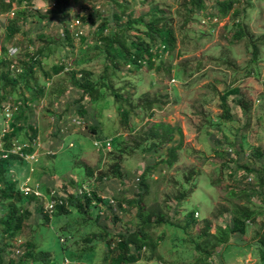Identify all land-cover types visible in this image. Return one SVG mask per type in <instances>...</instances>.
Instances as JSON below:
<instances>
[{
    "label": "rangeland",
    "instance_id": "obj_1",
    "mask_svg": "<svg viewBox=\"0 0 264 264\" xmlns=\"http://www.w3.org/2000/svg\"><path fill=\"white\" fill-rule=\"evenodd\" d=\"M10 1L11 9L0 11V59L11 61L17 72L20 59L49 41L54 54L43 60L44 69L49 71L58 59L70 63L49 78L36 71L44 95L37 104L28 105L26 112L36 127L34 149L24 156L28 165L16 162L10 179L19 182V189L37 183L43 195L55 189L65 198L82 186L114 203L89 209L87 215L70 209L62 217L44 212L45 198L36 197L38 201L25 204L29 217L3 252L2 263L18 260L25 250L22 245L32 242L36 248L49 250L56 264H116L117 251L106 247L103 237L114 247L119 233L139 225L140 212L152 219L164 218L149 228L156 246L154 250L141 248L139 260L123 264H259V248L254 243L264 229V0H236L224 17L217 13V0H204L200 10L192 0H129L123 11L112 0H59L60 4L57 0L55 5L49 0L48 12L36 7L39 0H31L30 7ZM17 7L28 8L32 17L10 35L9 19ZM153 9L156 14L162 11L174 46L156 43L149 49L157 54L151 56L150 65L143 60L140 68L114 80V86H124L121 91H128L136 105L146 103L125 119L107 90L93 102L71 85L69 74L83 64L92 79H98L104 62L99 26H105V35L119 23L114 12L122 13L121 21L142 17L146 22ZM207 13L217 16L207 19ZM64 25L72 33L83 32L84 40L74 36L72 46L63 42ZM128 32L134 38L135 30ZM10 47L19 52L11 54ZM19 92H13V97ZM74 100L86 110L79 124L71 122L77 115ZM223 101L230 119L222 117ZM0 114L5 117H0L1 134L11 130L12 117L1 109ZM160 122L179 127L181 135L173 130L172 139L162 146L139 148L145 132ZM25 130L10 151L22 146ZM105 137L109 146L93 144ZM170 147L175 154L171 165ZM118 148L123 152L116 160ZM96 173L102 174L101 180L95 178ZM141 180L146 190L137 202ZM240 206L254 214L253 220L244 221L243 233L229 235L228 243L235 246L224 251L223 245L212 246L217 227L230 224L232 212ZM191 212L193 219L188 215ZM90 245L92 254L86 256Z\"/></svg>",
    "mask_w": 264,
    "mask_h": 264
},
{
    "label": "trees",
    "instance_id": "obj_2",
    "mask_svg": "<svg viewBox=\"0 0 264 264\" xmlns=\"http://www.w3.org/2000/svg\"><path fill=\"white\" fill-rule=\"evenodd\" d=\"M26 1L28 5H31V0ZM52 1L54 2V5L57 3V0ZM143 1L145 2L147 0ZM235 1L236 0H217L215 7L218 8V15L220 17L226 16L229 10L232 9ZM112 2L123 11V8H125V5L128 4L129 0H122L123 3H120L117 0H112ZM21 3L22 0H18V4L20 5ZM60 3L61 2L58 0L57 4ZM192 3L193 6L196 7V10L204 8V0H192ZM11 5L12 3L10 0H0V11H9ZM193 10L194 9H191L190 11L193 12ZM29 11L30 10L26 7H17L14 16L9 19L10 25L8 28L10 35L17 33L22 26L21 23L26 24L28 22V17H32V14ZM61 13L64 14V7L61 8ZM161 13L162 11L156 14V10L153 9L149 14V19L144 22L142 17L132 20L126 17L125 20L121 21L120 15L122 13L117 14V12H114L115 19L119 21V23H116V29L112 28L107 34L103 35L102 31L105 26H99V42L104 52L103 69L99 78L96 80L92 79L90 69L88 67H83V64H81L79 65L78 70L72 69L70 71L69 81L71 85L78 90H82L93 102L97 101L99 95H105L107 90L109 95L112 96L117 103V108L125 119H127L129 113L134 108H144L146 103L136 105L130 98L128 91L125 93L121 91L124 89V86H114V80L119 78L124 79V76L127 75L129 70H137L140 68L143 60L147 62V65H150L151 56L157 54L156 50L149 49L152 48V46H155L156 43L161 42L164 46L167 45L169 48L174 46L175 38L173 32L171 27L167 26V22ZM207 14L209 16L213 15L210 13ZM232 14L234 16L237 15L235 11H232ZM213 16L216 17L217 15ZM79 18L83 21V16H80ZM70 20L71 18L68 19L69 23ZM82 21L81 24L83 26ZM133 29L135 32L139 31L140 33H143L147 39L140 37V35L135 32L133 34L134 38H130L128 31ZM242 30L243 28L238 31V33L242 34ZM62 31V37L64 38L61 39L70 46H72L74 36H78V38L84 40V33L81 31L75 30L72 33L66 25L63 26ZM38 36L41 38L45 37L42 33H39ZM58 44L59 43H57V45ZM3 51H6V49ZM53 54L54 52L53 49H51L50 42L46 41V43L29 53L24 59H20L19 64H17L19 67V71L17 72L15 71L17 67L14 64V67H11V61L4 57H1L0 59V105L7 101L13 108L12 113L16 110V113L14 112L15 114H13L12 121L10 122L11 130L6 132L1 138L3 148L5 150L12 148L13 143L20 138V132L23 131L24 128L26 129V134L24 135L25 139L20 140L22 143L21 153L5 152L6 156L2 157L0 155V264H3V252L6 249H9V245L13 244V238L19 234L23 223L29 217L30 210L25 204L31 201H38L33 195H23L18 186L19 182H17L15 178H13V180L10 179L9 176L10 171H15L14 165L17 164L16 162L19 161L28 165L29 162L24 156L25 154H30L34 149L32 141L37 136L36 127L35 124L30 121L31 119L26 117V112L29 109L28 105L37 104L40 98L44 95V86L37 82L36 71L39 69L44 77L49 78L62 72L66 66L64 64H69L70 67V63L65 62L63 64L62 59H58L51 65L49 71L44 69V66L42 65L43 60L47 56ZM124 82L126 84L125 80ZM15 91H20L18 94L19 96H16V98L12 95ZM25 92L27 95H25ZM61 92H63V89H61ZM74 102L76 104L75 113L77 114L74 115V117L82 119V115L86 113V110L83 104H80L78 101L76 102V100H74ZM222 106V117L230 119V111L225 101H223ZM154 127L155 128L145 132L146 136L141 139L139 148L143 150H151L155 149L157 145L162 146L164 142L172 139L173 130H176V133L181 135L179 127L175 128L163 122L155 123ZM158 128H160V130H158ZM89 129L92 132L97 131L95 127H89ZM97 135L101 136L99 132ZM105 138H102V140ZM96 139L100 140L98 138ZM146 144H148V146ZM117 150L118 156L116 157V160L120 159V155L123 152L120 148ZM168 156L170 157L168 163L171 165L175 161L174 147H170ZM85 169L87 170V168ZM16 173L19 174V170H17ZM26 177L27 175H24L23 178ZM95 178L101 180L102 174L96 173ZM260 179L262 181V178ZM145 190L146 184L141 180L139 187H137L138 200L135 199L137 202H140ZM56 193L59 194L57 191ZM59 199H61V197H59ZM92 200H96L97 203H102L103 205L108 204L106 199H102L94 191L89 192V194L85 192L80 195L78 193H71L69 198L63 197L61 203L55 204L52 213L54 216L60 214L63 217L65 214L70 213V209H73L78 214L87 215L89 209L98 207L97 205L92 204ZM44 212L46 211L44 210ZM138 214L140 218L139 225L132 231L119 233L114 247H111L110 239H108V237H103L105 239L106 247L111 249L114 248L117 251L114 259L116 264L130 263L139 260L141 258V255L139 254L141 248L145 247L150 250L155 249L156 241L153 240L149 228L153 224L163 222L164 218L161 215H157L156 218L152 219L151 215L148 213L142 214L139 212ZM253 214L254 211L246 209L244 206H240L237 210H234L231 216V223L225 227L218 226L216 232L213 233L215 240L212 246L216 247L223 245V251L230 247H234L235 245L233 243H228L229 235L235 232L240 234L243 233L245 227L244 221L246 219L253 220ZM43 215L46 220H48V216L45 213H43ZM188 215L193 219V212ZM96 216H99V213H97ZM94 236L96 235L93 234V237ZM88 241H91V238ZM22 246L25 250L22 255L19 256V259L14 261V259L9 258L8 264H56V260L49 250L39 246L36 248L35 244L32 242H27ZM60 246L63 248L61 243ZM254 246L259 248V250H257L259 257L258 263L264 264V229L260 232L258 242L254 243ZM14 249L15 248H13V250ZM86 250L89 251L86 256L91 255L93 246L90 245L89 247H86ZM15 251L20 253L19 249H16Z\"/></svg>",
    "mask_w": 264,
    "mask_h": 264
},
{
    "label": "built area",
    "instance_id": "obj_3",
    "mask_svg": "<svg viewBox=\"0 0 264 264\" xmlns=\"http://www.w3.org/2000/svg\"><path fill=\"white\" fill-rule=\"evenodd\" d=\"M18 1V0H17ZM22 4H24L25 6H28V7H30V5H28L27 4V1L26 0H22ZM52 4L54 5V2L52 1ZM11 9V8H10ZM11 13H13V12H11ZM207 19L208 18H210V16L208 15L207 17H206ZM214 19H215V17H214ZM164 47V46H163ZM10 49H11V47L9 48V52H10ZM11 65V67H13L14 65L13 64H10ZM0 109H1V113H6V116H8V117H12V107L10 106V104H9V102H7V101H5V102H3L1 105H0ZM8 109L10 110V112L8 111ZM0 117H1V120L2 119H4L5 117H4V114L2 115V114H0ZM79 121H80V119L79 118H75V117H73L72 119H71V122L72 123H74V124H76V122L79 124ZM5 133H1L0 134V155L2 154V153H4L5 154V152H8V153H18V154H20L21 153V147L22 146H19L18 147V150L17 151H10L11 149H7V150H5L4 148H3V146H2V142H1V138H2V136L4 135ZM99 142H101V143H103V144H105V145H107V146H109V143H110V140L109 139H107V138H105L104 140H97V139H95L94 141H93V144L95 145V146H98V143ZM26 155V154H25ZM1 156H6V154L5 155H1ZM28 180V179H27ZM20 191L22 192V193H24L25 195H33V196H35V197H44L45 198V202H44V209H45V211L49 214V215H51V213H52V211H53V208H54V206H55V204L56 203H61V200H62V198H63V196L62 195H60V194H57L56 193V191L53 189V190H51L49 193H47L46 195H43V193H42V191H41V189H40V187H39V185L37 184V183H34L31 187L30 186H27V185H24L23 186V189H20ZM87 193V194H89V190L88 189H86L85 187H82V186H80V188L78 189V190H76V191H74V193H78L79 195L80 194H82V193ZM100 196V195H99ZM59 197H61V199H59ZM102 199H106L107 200V203L109 204V205H111V204H113L114 203V200L112 199V198H107V197H102V196H100ZM92 204H95V205H97V206H100V207H102L101 205H103L102 203H97V201L96 200H92Z\"/></svg>",
    "mask_w": 264,
    "mask_h": 264
},
{
    "label": "clouds",
    "instance_id": "obj_4",
    "mask_svg": "<svg viewBox=\"0 0 264 264\" xmlns=\"http://www.w3.org/2000/svg\"><path fill=\"white\" fill-rule=\"evenodd\" d=\"M36 7L39 10H42L44 12H48L49 8H50L49 0H39V3L36 5ZM18 52H19V49H16V48L10 49V53L11 54H15V53H18Z\"/></svg>",
    "mask_w": 264,
    "mask_h": 264
}]
</instances>
